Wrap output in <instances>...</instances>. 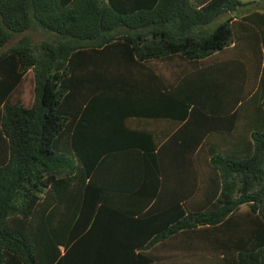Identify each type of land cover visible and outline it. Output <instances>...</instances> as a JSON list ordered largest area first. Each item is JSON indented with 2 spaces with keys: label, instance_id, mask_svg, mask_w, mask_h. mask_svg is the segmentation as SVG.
<instances>
[{
  "label": "trees",
  "instance_id": "16d2710c",
  "mask_svg": "<svg viewBox=\"0 0 264 264\" xmlns=\"http://www.w3.org/2000/svg\"><path fill=\"white\" fill-rule=\"evenodd\" d=\"M33 22L54 38L4 47ZM176 53L190 61L182 127L200 187L197 162L196 195L135 216L142 241L82 249L98 229L88 95L130 91L133 63ZM0 264H264V0H0Z\"/></svg>",
  "mask_w": 264,
  "mask_h": 264
},
{
  "label": "crops",
  "instance_id": "0c3cea01",
  "mask_svg": "<svg viewBox=\"0 0 264 264\" xmlns=\"http://www.w3.org/2000/svg\"><path fill=\"white\" fill-rule=\"evenodd\" d=\"M136 22L140 23V18ZM33 25L54 34L35 22ZM137 29L145 31L148 38L155 31L150 25ZM131 31L134 32L135 28L132 27ZM95 63L99 68L115 64L105 62L103 58ZM188 64L190 61L177 53L139 60L131 67L130 91L102 90L101 84L98 91L88 95L91 102L84 105L94 118L83 122L79 133L85 145L99 147V156L91 170V179L98 187L94 214L96 210L97 213L92 222L97 224L98 229L89 237L77 236L82 240V249L88 246L86 243L95 241H142L146 233L144 223L135 219L136 215L152 206L158 208L165 201L181 202L188 193L196 195V165L199 162L200 187L202 156L197 159L194 150L195 171L188 173L187 163L191 162V154L186 152V134L182 127L187 108L183 100L185 92L181 87ZM99 76L102 81V73L99 72ZM90 80L94 81V78ZM87 85L83 82L82 88ZM171 85L175 88L168 89ZM208 138L211 143L216 142L214 133ZM102 146L110 148L102 149ZM193 202L196 206L195 199ZM89 225L90 222L86 227ZM178 238L180 234L175 233L165 240L171 242ZM67 242L70 243V239ZM59 247L62 252L63 246ZM101 249L104 255L111 251L114 256H125L113 253L123 250L117 245L107 244ZM162 252L168 257L173 254L181 256L180 248L165 247Z\"/></svg>",
  "mask_w": 264,
  "mask_h": 264
},
{
  "label": "rangeland",
  "instance_id": "374dc122",
  "mask_svg": "<svg viewBox=\"0 0 264 264\" xmlns=\"http://www.w3.org/2000/svg\"><path fill=\"white\" fill-rule=\"evenodd\" d=\"M244 1V0H243ZM26 35L29 37L30 40L32 41H38L41 38H47V39H52L54 38V34L51 32H47L44 31L43 29H41L38 26H31L30 28H28L27 30H25L22 33L19 34H14L12 37H10L4 44V47H7L8 45L12 44L13 42L16 41V39L20 36V35Z\"/></svg>",
  "mask_w": 264,
  "mask_h": 264
}]
</instances>
